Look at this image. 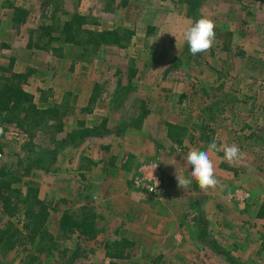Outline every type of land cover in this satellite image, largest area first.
Instances as JSON below:
<instances>
[{
  "label": "rangeland",
  "instance_id": "obj_1",
  "mask_svg": "<svg viewBox=\"0 0 264 264\" xmlns=\"http://www.w3.org/2000/svg\"><path fill=\"white\" fill-rule=\"evenodd\" d=\"M14 5L26 8L27 15L19 26L0 32L1 65L8 66L13 53L40 59L25 66L30 71L25 88L37 105L57 112L31 137L1 114L0 169L22 193L38 189L49 171L58 179L66 176L71 193H63L71 197L49 203L55 210L46 223L51 234L46 246L52 248L42 252L38 239L9 237L20 224L2 215L0 207V234L6 231L0 235V264H264V217L258 216L264 206V0H0L5 19H11ZM74 11L92 30L134 33L123 47L93 50L66 43L61 25ZM200 17L214 21L216 37L208 53L193 56L183 31ZM88 96L92 99L83 106ZM92 110L107 112L106 136L59 145L67 131L80 128V113L84 127L102 125ZM165 121L187 126L190 136L160 152ZM213 139L218 145H238L241 160L229 164L223 152L212 156L220 181L215 189L202 190L195 181L184 190L178 187L177 174L191 175L188 151L207 150ZM130 147L142 151L135 154ZM112 156L116 168L121 164L130 170L157 162L164 176L160 197L143 199L148 194L129 186L143 209L131 214L125 206L103 210L96 218V240L60 229L62 213L80 214L84 193H75L78 161L107 163ZM41 161L45 172L34 165ZM50 195L59 200L62 191ZM166 195L172 199L163 204ZM161 206L173 207L174 218L163 221ZM166 227L171 240L165 244L158 236ZM116 252L122 256L109 255Z\"/></svg>",
  "mask_w": 264,
  "mask_h": 264
},
{
  "label": "trees",
  "instance_id": "obj_2",
  "mask_svg": "<svg viewBox=\"0 0 264 264\" xmlns=\"http://www.w3.org/2000/svg\"><path fill=\"white\" fill-rule=\"evenodd\" d=\"M14 20L19 17L23 18L27 15V11L21 7H14ZM88 21L81 13L74 11L61 25V37L66 43L80 44L85 48L91 46L93 50L100 45H118L119 47L126 46L130 41L133 30L121 28L120 30H99L95 31L84 26ZM11 63L8 66L0 64V115L6 114V122L15 125L19 130L32 136L33 131L47 120L53 118L56 114L54 108H39L37 107L34 96L26 90L25 83L30 75V71L14 72L11 70ZM93 127H84L73 129L67 133V137L62 138L59 145L76 143L83 141L91 136H101L105 134L107 127L103 125ZM166 135L175 144H182L184 137L190 136L187 126L165 121ZM204 138L203 135L200 136ZM58 145V146H59ZM55 151V150H54ZM55 157V155L53 156ZM38 169L45 171L46 166L43 161L34 164ZM48 169V168H47ZM29 170V169H25ZM47 171V170H46ZM0 207L1 213L7 217L17 219L19 227L14 228L9 234L16 240L22 241L27 239L31 243H35L38 239L40 246L38 251H49L52 246H46V238L49 241L51 234L46 229V223L49 219L51 211H54V206H50L38 195L36 187H28L25 192L14 187L11 181L7 178V174L3 169H0ZM264 213V206L259 208L258 216L261 217ZM96 215L91 208H82L80 214L64 212L59 220V228L66 231L77 232L88 239H93L96 236ZM13 227V225H11ZM6 231H2L3 235ZM203 233V232H202ZM13 245L10 246L12 248ZM71 256L74 259H79L77 253ZM113 257H121V252L111 254ZM34 259V256L32 257Z\"/></svg>",
  "mask_w": 264,
  "mask_h": 264
},
{
  "label": "crops",
  "instance_id": "obj_3",
  "mask_svg": "<svg viewBox=\"0 0 264 264\" xmlns=\"http://www.w3.org/2000/svg\"><path fill=\"white\" fill-rule=\"evenodd\" d=\"M14 6L17 7V5H14ZM1 9L2 8H0V32H2V30L5 29V27L7 25H8V27L9 26L12 27V25H13V27H15L17 25L19 26V24L24 21V19L21 17H19L16 21L14 20V14H13L14 8L13 7H12L11 19H9V18L5 19L3 16L4 13H2ZM24 18H26V16ZM10 21H11V23H10ZM4 22H6L5 25H4ZM11 38H15V37H11ZM12 57L13 58L10 60L11 61L13 60V62L10 61V63H11V67L13 68L12 70L14 72H26L28 69L26 70L25 66H31L34 63H40V61H41L38 58H33L31 54H27V53H25L24 55H21L20 57H18L17 55H15L13 53ZM1 63L2 62L0 61V64ZM22 63L24 65V68H21ZM41 82H38V83L41 84ZM91 99H92V96L91 97L88 96L86 98V101H85L86 104H82V105L86 106L88 104L89 100H91ZM37 107H39V108H54L52 106H49V107L44 106L43 107V106H39V105H37ZM91 112L93 115H96L93 117L97 118L98 111L92 110ZM106 113L107 112L104 111V112H101L98 114V117H100L99 123H101L103 121L102 123L105 124V122L107 121V120L105 121V119H106V117L108 118V115ZM75 114L78 115L77 112ZM81 115H82V113H80V116H78V118L80 119V121L78 122V127H80V128L83 126ZM90 115H91V113H90ZM93 123L98 124V121L94 120ZM85 127H93V126H91V125L87 126V124H86ZM75 129H77V128H75ZM107 129H108V127H107ZM159 129L160 128H158V130ZM20 131H22V130H20ZM70 131H67V132H70ZM23 133L27 134L25 132H23ZM135 134H138V130H135ZM27 135L29 136V134H27ZM150 135H154V133H151ZM105 136H106V134H102L101 136H99V138H104ZM154 136L150 139L153 140ZM94 138H98V137L91 136V137L86 138V140H88V139L93 140ZM158 141H159L160 147H161L159 149L160 152L161 151L165 152L164 148L166 146L174 144L167 137L166 129H165L163 135L159 137ZM76 142H79V141H76ZM184 143L185 142L183 141L182 144H184ZM162 146H163V148H162ZM103 148L108 149V146L107 145L103 146ZM112 149H114V153H117L116 148L112 147ZM125 149H127V148H125ZM128 149L132 153H135V154L137 152L142 151V149L140 147L137 150H135V148H133V147H130ZM135 157H137V156H135ZM162 158H164V155H162ZM114 159H116L115 156L110 157L107 160V163L104 162L105 161L104 159L101 163L100 162H93V160L91 161V160H88L85 158L80 159L78 161V164L76 165V170H78V179L74 178L75 184L77 186L75 193L78 194V196H80V194L84 193V195H81V197H80L81 199H79L80 200V202L78 204L79 205L78 206L79 211H81L82 208L92 206L91 208H92V210L94 209L93 212L95 213L96 218H98L97 216H99L100 214L101 215L104 214L103 210L104 211L106 210V212L111 211V210L113 212L115 209H120V208L125 210V208H123L125 206L126 208L130 207L129 211H127V210H125V211L128 212L129 214H131L133 212L136 213L137 210L140 211L143 209V207H138L139 206L138 203L135 202L136 199L140 197V196H138L139 194L137 193V191L143 192L145 194H148V193L145 192L144 190L135 188L132 184V181H131V178H132L133 174L135 173V169L137 168V164L134 165L132 170H130L129 168H125V166H120L121 164H119V167L116 168ZM100 165H102L101 168L99 167ZM107 167L109 170L112 167V171L111 170L109 171L107 169ZM113 169L115 170L114 172H113ZM45 174H47V175H44V177H43L44 178L43 184L42 185L38 184L39 185L38 195L41 199H43L45 202L51 204L52 202H54V203L59 202L60 203L62 201H65V199L62 197H67V198L71 197V195H69L71 193V189L67 188L68 182L66 180V176H64V178L62 177L61 179H58L55 177V173H51L50 171L45 173ZM55 179H57V180H55ZM163 179H164V176L162 175V180ZM129 184H131V185H129ZM56 186L58 187L57 189H56ZM129 186L136 189L137 191L135 192V190H134L133 192H131L129 189ZM162 187H163V181H162ZM55 191H59V192L62 191V195L60 196V198H58L59 200L53 201L55 198H52L50 194L51 193L53 194V192H55ZM63 191H66L69 194H67V196H66V194L63 193ZM46 192L48 193L49 196L46 194ZM148 196H149V194L146 196H143L144 197L143 199L146 198L147 200L152 201L153 198H151L150 196L148 197ZM92 199H95V200H92ZM169 199H172V196H168V195H166L165 197L162 196L161 202L164 204L166 200L170 201ZM117 201L125 202V203L124 204L122 203L123 206L120 207V203H118ZM145 207L147 210V206H145ZM150 208H152V207L149 205L148 209H150ZM126 212H123V214H126ZM139 214H136V215H139ZM158 214H160L161 217H163V219H162L163 221H167L169 219V217H171V219L174 218V216L176 215V210L173 207H171V208L167 207L166 208V207L161 206V210L158 209ZM167 216H169V217L167 218ZM263 217H264V213L261 216V218H263ZM95 225H96V219H95ZM168 229H169L168 227L162 228L161 229L162 234H160V236H158L160 239H162L161 241H165V244L167 243V239L171 238V235H170L171 232H168V234L165 232ZM132 230L134 231L135 229H132ZM93 240H96V239H93ZM163 244H164V242L161 244V246ZM109 255H111V254H109Z\"/></svg>",
  "mask_w": 264,
  "mask_h": 264
},
{
  "label": "clouds",
  "instance_id": "obj_4",
  "mask_svg": "<svg viewBox=\"0 0 264 264\" xmlns=\"http://www.w3.org/2000/svg\"><path fill=\"white\" fill-rule=\"evenodd\" d=\"M215 27L216 25L212 19L200 17L185 28L183 39L191 55L196 56L200 53H208L212 49L216 37ZM219 152H223V160L229 164H235L241 160L242 154L238 145H218L216 140L213 139L208 143L207 150L192 148L188 151L186 163L191 167V175L190 178H184L177 174L178 187L184 190L195 181L202 190L217 188L220 181L215 173L212 156ZM156 166L154 165L152 170ZM151 175L155 178L152 171ZM155 180L157 185L158 180L156 178ZM155 188H148V190L154 191Z\"/></svg>",
  "mask_w": 264,
  "mask_h": 264
},
{
  "label": "built area",
  "instance_id": "obj_5",
  "mask_svg": "<svg viewBox=\"0 0 264 264\" xmlns=\"http://www.w3.org/2000/svg\"><path fill=\"white\" fill-rule=\"evenodd\" d=\"M1 131V128H0ZM157 165L153 170V166ZM151 171L153 176L158 180V184L156 185L155 178L152 177ZM132 184L135 188L144 190L148 194H153L156 196H159L162 191V174L160 171V167L157 162L155 161H149L142 163L138 166L137 170L133 174L131 178ZM156 185V188H155ZM148 188H155L154 191H149ZM240 196H237V198Z\"/></svg>",
  "mask_w": 264,
  "mask_h": 264
}]
</instances>
